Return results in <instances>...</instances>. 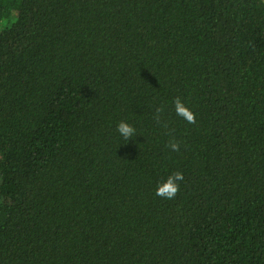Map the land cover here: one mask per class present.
Wrapping results in <instances>:
<instances>
[{
	"label": "trees",
	"instance_id": "trees-1",
	"mask_svg": "<svg viewBox=\"0 0 264 264\" xmlns=\"http://www.w3.org/2000/svg\"><path fill=\"white\" fill-rule=\"evenodd\" d=\"M0 264H264V1L0 0Z\"/></svg>",
	"mask_w": 264,
	"mask_h": 264
},
{
	"label": "clouds",
	"instance_id": "clouds-1",
	"mask_svg": "<svg viewBox=\"0 0 264 264\" xmlns=\"http://www.w3.org/2000/svg\"><path fill=\"white\" fill-rule=\"evenodd\" d=\"M173 103L177 116L184 119L189 124L196 123L195 114L181 101L179 97L175 98ZM162 111V108L156 109L155 119L157 123L160 122V113ZM117 131L125 141H128L130 138L136 136V129L132 125L124 121H121L117 125ZM168 147L172 151L178 152L180 150V144L176 140L170 141ZM183 180L184 175L180 171L170 174L166 179L162 180V182L157 185L155 195L168 200L174 199L180 190V182H182Z\"/></svg>",
	"mask_w": 264,
	"mask_h": 264
},
{
	"label": "rangeland",
	"instance_id": "rangeland-1",
	"mask_svg": "<svg viewBox=\"0 0 264 264\" xmlns=\"http://www.w3.org/2000/svg\"><path fill=\"white\" fill-rule=\"evenodd\" d=\"M264 1V0H263Z\"/></svg>",
	"mask_w": 264,
	"mask_h": 264
}]
</instances>
